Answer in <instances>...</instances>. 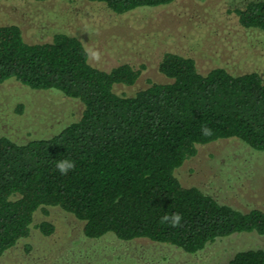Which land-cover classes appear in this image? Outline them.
<instances>
[{
  "label": "trees",
  "instance_id": "trees-1",
  "mask_svg": "<svg viewBox=\"0 0 264 264\" xmlns=\"http://www.w3.org/2000/svg\"><path fill=\"white\" fill-rule=\"evenodd\" d=\"M92 1L125 14L175 0ZM236 12L244 27L264 30V0H249ZM86 49L66 32L29 42L18 24L0 25V83L58 90L84 107L51 137L24 143L0 137V259L31 234L36 212L50 206L82 220L89 238H148L190 253L235 233L264 234V209L221 203L176 174L200 144L236 137L264 151L262 73L223 66L203 73L194 57L167 51L159 71L169 80L126 94L115 86L134 85L144 66L124 62L105 70L90 62ZM204 126L211 136L201 134ZM65 158L76 167L61 175L55 165ZM175 212L181 226L161 223ZM38 227L46 235L55 230L47 220ZM227 264H264V248L239 250Z\"/></svg>",
  "mask_w": 264,
  "mask_h": 264
},
{
  "label": "rangeland",
  "instance_id": "rangeland-1",
  "mask_svg": "<svg viewBox=\"0 0 264 264\" xmlns=\"http://www.w3.org/2000/svg\"><path fill=\"white\" fill-rule=\"evenodd\" d=\"M249 0H175L118 14L92 0H0V25L18 24L29 42L51 41L57 32L78 36L100 53L90 62L102 69L127 62L144 66L134 85L117 84L133 94L154 81L167 51L196 59L206 73L223 66L232 73L258 70L264 77V30L244 27L236 12ZM80 100L58 90H37L17 80L0 83V137L20 143L51 137L79 119ZM184 185L198 186L221 203L243 211L264 209V151L240 138L200 144L195 156L177 168ZM50 221L44 234L38 225ZM264 248V234L235 233L190 253L148 238L123 240L114 234L89 238L84 222L60 206L40 209L31 234L9 249L0 264H227L236 252Z\"/></svg>",
  "mask_w": 264,
  "mask_h": 264
},
{
  "label": "clouds",
  "instance_id": "clouds-1",
  "mask_svg": "<svg viewBox=\"0 0 264 264\" xmlns=\"http://www.w3.org/2000/svg\"><path fill=\"white\" fill-rule=\"evenodd\" d=\"M86 54L90 55L92 59L99 60L100 53L96 50L86 49ZM201 134L204 136H211L212 129L207 126L202 127ZM56 169L60 172L61 175H67L70 170H73L76 165L75 162L71 159L65 158L57 161L55 165ZM182 215L178 212L172 213L171 215L165 214L161 218V223H167L171 227H179L181 226Z\"/></svg>",
  "mask_w": 264,
  "mask_h": 264
}]
</instances>
